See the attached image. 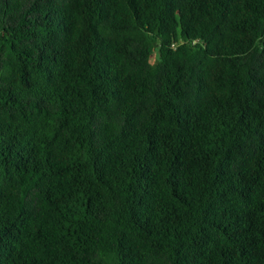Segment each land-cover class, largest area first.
<instances>
[{"label":"trees","instance_id":"16d2710c","mask_svg":"<svg viewBox=\"0 0 264 264\" xmlns=\"http://www.w3.org/2000/svg\"><path fill=\"white\" fill-rule=\"evenodd\" d=\"M0 264H264V0H0Z\"/></svg>","mask_w":264,"mask_h":264}]
</instances>
